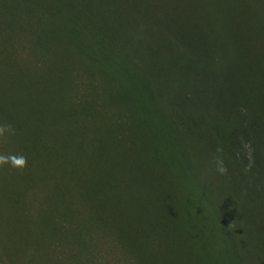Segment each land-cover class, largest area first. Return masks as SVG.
I'll list each match as a JSON object with an SVG mask.
<instances>
[{
    "label": "rangeland",
    "instance_id": "rangeland-1",
    "mask_svg": "<svg viewBox=\"0 0 264 264\" xmlns=\"http://www.w3.org/2000/svg\"><path fill=\"white\" fill-rule=\"evenodd\" d=\"M0 124V264H264V0H0Z\"/></svg>",
    "mask_w": 264,
    "mask_h": 264
},
{
    "label": "clouds",
    "instance_id": "clouds-1",
    "mask_svg": "<svg viewBox=\"0 0 264 264\" xmlns=\"http://www.w3.org/2000/svg\"><path fill=\"white\" fill-rule=\"evenodd\" d=\"M10 135H15V130L11 124H0V139L7 142ZM223 149L218 148L217 152L222 153ZM216 171L221 174H227V167L225 166L223 159L217 157L215 160ZM9 166L12 169L22 173L27 166V158L24 155H17L14 153L0 154V167Z\"/></svg>",
    "mask_w": 264,
    "mask_h": 264
},
{
    "label": "trees",
    "instance_id": "trees-1",
    "mask_svg": "<svg viewBox=\"0 0 264 264\" xmlns=\"http://www.w3.org/2000/svg\"><path fill=\"white\" fill-rule=\"evenodd\" d=\"M250 115V114H249ZM251 116V115H250ZM249 126H250V123H249ZM248 127V126H247ZM252 139V137H250Z\"/></svg>",
    "mask_w": 264,
    "mask_h": 264
}]
</instances>
